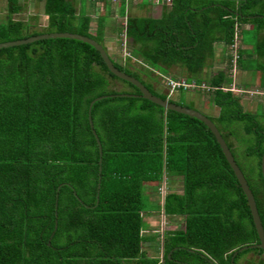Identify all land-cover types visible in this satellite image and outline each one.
Segmentation results:
<instances>
[{
  "label": "trees",
  "instance_id": "obj_1",
  "mask_svg": "<svg viewBox=\"0 0 264 264\" xmlns=\"http://www.w3.org/2000/svg\"><path fill=\"white\" fill-rule=\"evenodd\" d=\"M171 4L160 20L128 19L130 57L112 62L152 95L193 109L148 82L158 83L173 66L185 69L186 82L218 109L215 116L202 114L231 151L264 229V112L245 111L227 76L233 68L252 69L264 91V0ZM7 5L10 14L19 11L17 0ZM45 14L42 34H77L103 46V24L93 32L88 17L75 16L71 0H45ZM245 26L254 42L244 39ZM39 34L19 21L0 25V43ZM236 42V64L230 55L226 72L192 83L216 43L233 49ZM139 58L142 64L131 63ZM246 59L256 65H244ZM127 95L140 92L111 74L83 42L49 39L0 49V264H160L143 258L142 245L160 237L143 234V214L150 211L149 191L158 193L165 180L178 183V191L155 207L182 222L164 231V264H231L240 248L259 244L246 198L204 124ZM102 96L90 112L102 150L99 173L88 110ZM240 260L264 264V252L246 250L234 264Z\"/></svg>",
  "mask_w": 264,
  "mask_h": 264
},
{
  "label": "crops",
  "instance_id": "obj_2",
  "mask_svg": "<svg viewBox=\"0 0 264 264\" xmlns=\"http://www.w3.org/2000/svg\"><path fill=\"white\" fill-rule=\"evenodd\" d=\"M171 1L172 0H119L115 3H112L105 0H71L75 16L88 17L91 20L93 32L95 31L96 25L98 23L101 22L103 24L104 30L101 38L103 46L105 47V51L107 52L109 58L119 64H125L127 58L130 57L131 41L126 37V25L128 19L138 18L160 20L164 15H167L171 12ZM7 3L8 0H0V25H5L9 21L23 22L24 24L28 25L29 31L41 33L39 35H42L43 31L48 27V18L45 14V0H17L19 11L14 14H10L8 12ZM245 29L248 30L249 26H245ZM227 48L228 47L223 43H216L214 57L206 62L203 71L197 77L191 79L194 81L192 83H195V81L197 80L209 81L211 77L216 76L219 72H226L228 69V57L231 55ZM131 63L136 65L142 64V60L140 58L132 59ZM236 70V68H233L231 69V71L227 72V76L229 75V78L232 80L231 84L228 87L233 93L245 94V92H247L249 88L252 87L250 81L248 82L247 80V78L250 80L249 71H241L239 69L237 71ZM238 72L244 74L242 75L243 78L241 81L239 77H236V74ZM190 78L191 76L185 71V69L182 66L177 65L169 68L166 75H160V80L158 83L152 80H148V82L152 85V87H154L157 93L162 95L168 94V98H171L174 101H179L181 92L177 91L170 93L168 88L165 87L167 86L165 84L168 80L172 79H183L184 81H186ZM258 84L254 85L260 88L261 83L259 82ZM193 91L195 92V90L184 92ZM190 97L191 96L188 94L184 101L186 105H192L194 110L204 113L207 116H211L210 114L206 113V110L204 111V109H207L208 106H210L211 110H214V112L218 111L216 107L208 104V102H203L202 99L201 102H199L196 99ZM164 183L168 184L166 183V181H163V187L168 192H173V190H169V184L164 186ZM167 193L163 194L162 196V199L160 201L161 206L163 205V200ZM149 198V205H153L155 207L157 203L155 201H152L150 196ZM156 210L158 211V213L156 211H148L146 214H143L145 227L143 230V234L149 237H160L157 238V241L155 242L147 240L142 245L141 252L142 254H144L143 258L157 259L159 260L160 264H164L165 256L163 234L166 230L162 228L159 234L158 230L160 228L158 227V225H152L151 221H149L156 214L161 213V215L164 216L163 210ZM177 229H179V226L178 228H174L171 230ZM169 257L170 254L167 255V259H169ZM246 259H248V257ZM209 260L211 261V259ZM240 264H243V260H240Z\"/></svg>",
  "mask_w": 264,
  "mask_h": 264
},
{
  "label": "water",
  "instance_id": "obj_3",
  "mask_svg": "<svg viewBox=\"0 0 264 264\" xmlns=\"http://www.w3.org/2000/svg\"><path fill=\"white\" fill-rule=\"evenodd\" d=\"M49 39H70V40H76V41H80V42H83L85 44L90 45L100 54V57L102 58V60L104 61L105 65H106V68L108 69V71L111 74H113L118 79L123 80V81L133 85L140 92V95H127V96L133 97V98L139 97V98L148 100L149 102L161 107L164 111V114L168 111H172V112H176L178 114H182V115L194 118V119L202 122L204 124V126L214 136L217 144L219 145V147L222 151V154L224 155L229 167L231 168V170H232V172H233V174H234V176L238 182L239 187L241 188V190H242V192L246 198V201H247V204H248V207L250 210V214L252 217V221H253V224H254L258 239H259V244L251 245V246H245V247L240 248L237 252H235L232 256L231 264H234V258L240 252H243L246 250H252L255 248L261 249L264 252V229H263V226L261 224L260 217L258 215L257 207L255 204V200L253 198L252 192L249 189L247 182H246L241 170L239 169L237 163L235 162L234 157H233L231 151L229 150L226 142L222 138L219 130L217 129L215 124L208 117H206L204 114H202L201 112H199L197 110L190 109V108L183 107V106H179V105L171 103L168 99L162 100V99L152 95L147 90V88L141 82H139L137 79L130 77V76L126 75L125 73L119 71L114 66L112 60L109 58L105 49L100 44H98L94 40L87 38V37H83V36H80L77 34H70V33L42 34L39 36L29 37L25 40L0 43V49H7V48L17 47V46H21V45H28V44L35 43L37 41L49 40ZM104 98H106V96H102V97H99V98H96L95 100H93L89 104V110H88L89 124H90V127L92 129V133H93V136L97 142L98 150H99V173L101 172L102 150H101V145H100V142L98 140V137H97V135L93 129L90 112H91V108H92L93 104L96 101H100ZM261 174H262V177L264 180V152H263V155L261 157ZM99 180H100V178H99ZM58 190H59V188H58ZM74 196H76L75 193H74ZM55 207L57 208V205ZM55 216H57V214H55ZM56 224H57V221L55 222V229H56Z\"/></svg>",
  "mask_w": 264,
  "mask_h": 264
},
{
  "label": "rangeland",
  "instance_id": "obj_4",
  "mask_svg": "<svg viewBox=\"0 0 264 264\" xmlns=\"http://www.w3.org/2000/svg\"><path fill=\"white\" fill-rule=\"evenodd\" d=\"M251 36H252V34H250L249 32H247V30H246L245 33H244V39L245 40H248V41L254 42L257 38H252ZM240 43H241V41L239 42V46H241ZM244 45H247V44L245 43ZM234 47H235V49H232V48H230V49L227 48V49L229 50V52L231 53V55L234 54V57H235L234 58V62L236 64V57L238 56V51L236 50L237 47H238V43L237 42L234 44ZM248 49H251V48L248 47L247 50ZM248 51H250V50H248ZM244 61L246 62V63H244V65H246V64H248V65H256L255 62H252L249 59H246ZM233 64L234 63L232 62V65ZM234 66L236 67V65H234ZM250 70L252 71V72L251 71L249 72L250 80L248 78H247V80H248V82L250 81V84L252 85V87L249 88V90L247 92H245V94H241V93H236V94L238 96H240V98H241V104H242V107L244 108L245 111L251 112V113L255 114V112H257V110H258V112L261 113V112H264V91L258 89V86H255V85L258 84L259 82L261 83L262 80L258 76V74H254V71L252 69H250ZM242 75H244V74L238 72L236 74V77H239V79L241 81L242 78H243ZM179 80H183V79H179ZM163 83H164V80H163ZM191 90H193V89H191ZM188 94L191 96L190 98L196 99L199 102H201V99H204V97L207 98L206 96L203 97L204 93L202 94V93L197 92V91H195V92L194 91L193 92H182L180 98H181V100H182L183 103H185L184 99L186 98V96ZM206 100L208 101V98ZM205 110H206V113L210 114L211 116H215L216 115V112H214V110H211V107L210 106H208L207 109H204V111ZM166 185H168V184H165L164 186H166ZM161 186H162L161 189L159 191H157L158 193L153 192V190L149 191V196L151 197V200L152 201H155L157 204H160V201L162 199L163 194H165V193L168 192L163 187V184ZM178 186H179L178 183H170L169 184V187H170L169 190L171 191V190H176L177 189V191H178ZM147 207L150 209V211H152V212L153 211H156L158 213V211L155 209V207L153 205L150 206L147 203ZM181 219L182 218L179 217V218H175V220L174 219L169 220L167 217L162 216L161 213H159V214L154 215L149 221H151L152 225H158V227L160 228L158 230L159 231V234H160L162 228H164V230H167V229H170L171 230V229H174V228H178L179 223L182 222ZM169 223L172 224V225L170 226ZM247 257L250 258L251 256L249 255Z\"/></svg>",
  "mask_w": 264,
  "mask_h": 264
},
{
  "label": "built area",
  "instance_id": "obj_5",
  "mask_svg": "<svg viewBox=\"0 0 264 264\" xmlns=\"http://www.w3.org/2000/svg\"><path fill=\"white\" fill-rule=\"evenodd\" d=\"M105 1L115 3L119 0H105ZM233 49H235L234 46H233ZM234 58L235 57L233 54V63H235ZM236 59H237V57H236ZM166 85H167V88H168L170 93L177 92V91H189V90L195 88V84H188L186 81L179 80V79L178 80H168L166 82Z\"/></svg>",
  "mask_w": 264,
  "mask_h": 264
},
{
  "label": "bare ground",
  "instance_id": "obj_6",
  "mask_svg": "<svg viewBox=\"0 0 264 264\" xmlns=\"http://www.w3.org/2000/svg\"><path fill=\"white\" fill-rule=\"evenodd\" d=\"M166 85V84H165ZM167 87V86H166Z\"/></svg>",
  "mask_w": 264,
  "mask_h": 264
}]
</instances>
